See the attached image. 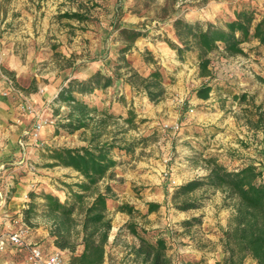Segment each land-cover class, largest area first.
Segmentation results:
<instances>
[{
  "label": "rangeland",
  "instance_id": "1",
  "mask_svg": "<svg viewBox=\"0 0 264 264\" xmlns=\"http://www.w3.org/2000/svg\"><path fill=\"white\" fill-rule=\"evenodd\" d=\"M24 3H27V13L5 12L3 17L0 14V21L11 17V21L19 20L16 22L18 28L20 24L30 26L29 44L14 46L19 57L14 63L21 67V71L16 69V74L10 76L17 88L24 92L30 89L43 98L38 102L39 99L28 94L40 110L48 102L46 87L53 80L60 83L69 76L87 73L80 71L84 63L98 64L106 59L109 63L107 70L112 71L122 46L119 30L111 25L116 9L123 27L140 26L148 32L127 56L141 72L147 74L155 68L162 70L167 89L165 98L154 103L143 91L126 89L122 85L108 95L86 97L103 103L105 108L109 107L108 102L113 103L116 99L124 112L117 115L127 117L130 110L136 113L135 126L128 125L124 119L113 120L104 137H123V143L131 142L136 148L132 157L128 154L121 157L122 165L116 169L114 178L108 179L115 191L110 215L119 212L118 206L123 203L135 206L138 212L130 215L127 222L151 230H165L175 264L188 260H201L204 264L222 261L223 246L217 232L223 229L222 220H228L231 215V209L222 205V192L197 191L196 195L204 206L187 212L176 209L172 194L177 186L207 173L205 160L210 154H219L222 162L227 161L231 169L247 162L264 170V128L257 127L259 114L264 113V82L261 79L264 78V45L257 40L246 42L247 54L239 56L216 50L210 56V78L200 75L195 55H190L187 61H180L168 40L176 41L172 28L176 17L225 25L234 16L235 9L244 4H254L264 14L263 0H24ZM75 11L86 14L89 20L80 22L60 17L64 12ZM32 24L40 25V28L32 29ZM16 31L20 29L11 30ZM2 47L7 49L4 44ZM42 47L47 54L40 57ZM147 56H152L156 62L146 61ZM209 80L218 82V87L212 98L205 102L197 96L196 90ZM42 88L45 93H40ZM242 94L248 96L246 100L238 98ZM50 108L51 113L58 116L57 121L49 126L46 137L40 140L41 145L35 146L30 159L32 167L16 170L14 181L15 184H37L30 191H50L59 193L62 200H72V191L79 189L76 183L82 178L70 168L49 166L53 162L51 149L85 146L91 131L68 133L61 127L67 108L61 107V115H55L58 104L51 102ZM31 122L33 127L35 119ZM176 123L180 124L178 130L172 127ZM17 200L16 196L13 204ZM149 202L161 206L142 217L143 210L146 209L147 213ZM125 214L124 219L128 215ZM201 215L202 223L185 235L186 230H181L180 223ZM35 222L36 227L46 225L49 230V223L43 217H38ZM215 226L218 229L214 232L210 227ZM31 228L36 232L35 227ZM178 245L182 249L195 245L203 250L204 257L198 260L182 257L187 252L177 253ZM2 258L0 255V264L5 260ZM244 264L257 263L248 258Z\"/></svg>",
  "mask_w": 264,
  "mask_h": 264
},
{
  "label": "trees",
  "instance_id": "2",
  "mask_svg": "<svg viewBox=\"0 0 264 264\" xmlns=\"http://www.w3.org/2000/svg\"><path fill=\"white\" fill-rule=\"evenodd\" d=\"M119 16L116 9L111 25L119 30L122 46L112 72L97 70L86 79L71 78L53 99L59 105L55 115L62 114V106L67 108L62 128L71 134L91 131L85 146L51 149L53 162L49 166H63L77 171L82 176V180L76 183L79 189L72 191V200H62L50 191H30L29 201L21 211L30 227L38 226L35 222L38 217L46 219L55 246L71 253L69 264H103L106 261L107 245L113 229L110 206L115 195L108 179L114 178L119 164L114 152L125 158L127 154L132 157L136 149L131 142L123 143L124 138L117 135L104 139L111 121L124 119L128 125L135 126L136 113L130 110L127 117L117 115L109 107L105 108L103 104L93 102V99L87 100L86 97H96L97 90L105 92L119 81L129 84L133 90L143 91L154 103L162 101L167 93L165 77L160 68L146 74L135 68L127 56L136 42L148 32L140 26L123 27ZM60 17L80 22L89 20L80 11L64 12ZM172 28L176 41L169 39L170 47L183 62L190 55H195L203 77H212L210 56L216 50L239 56L247 54L244 48L246 42L257 40L264 45V14L258 11L256 5L249 3L236 8L234 16L225 25L176 17ZM148 55H151L150 51ZM150 59L156 62L152 56L145 58L146 61ZM5 73L13 76L8 70ZM261 79L264 82V78ZM217 87L218 82L209 80L196 90L197 96L208 99ZM247 97L246 94L238 96L241 101ZM257 127L264 128V113L259 114ZM205 161L208 172L177 186L172 194L173 205L182 212L200 210L204 205L197 197V191H221L222 205L231 209V215L221 237L224 259L216 264H244L248 258L257 264H264V170L255 164L231 169L215 155L208 156ZM160 206L159 203L149 202L147 213L141 216L147 217ZM118 211L129 215L138 212L129 203L119 205ZM201 223L202 215L185 219L180 224L186 231H191ZM125 226L140 240L130 251L135 264H173L165 230L139 227L132 221ZM80 247L83 249L79 252ZM198 262L188 260L187 264Z\"/></svg>",
  "mask_w": 264,
  "mask_h": 264
},
{
  "label": "crops",
  "instance_id": "3",
  "mask_svg": "<svg viewBox=\"0 0 264 264\" xmlns=\"http://www.w3.org/2000/svg\"><path fill=\"white\" fill-rule=\"evenodd\" d=\"M14 11H19L20 13H22V15L27 13L28 12L27 3H24V0H0V14L2 17L4 16L3 14H5V12L11 13ZM2 20L0 21V201L3 200L5 201L3 203V206L0 207V223H1V227L4 229H13L15 225L12 224L11 218L6 217L7 216L6 213L10 212V214L16 215L19 212H21L23 208L26 207L27 202L29 201V196H28L29 191L33 189L32 187H37V184H24L22 182L15 184L14 174L16 170L24 168L25 166L32 167L31 164L32 162L30 160L32 157L31 154L35 149V146L39 147L41 145V141L46 137L47 130H49L50 127H47L44 130L41 138L42 140L40 142L34 141L31 135V130H32L31 121L33 117L27 113L21 112L19 109V104L21 103L22 98L15 92H11L8 96L4 95V92L10 89L8 82L6 81V79L3 78V74L5 73V70L9 69V71L13 73V75L16 74L14 72L16 71V69L17 71L18 70L21 71V67H18V64L14 63L17 60H19L18 55L15 53L14 46L25 45V44L28 45L30 41L31 32L28 23L25 24V26L23 24L22 25L20 24L19 25L20 27L18 28L16 22H18L19 20L11 21V17L9 19H5L4 21ZM32 25H33L32 29H34V27L35 28L38 27V29L40 28V25H34V24ZM12 28L20 29V31L19 32L16 31V33L11 32ZM39 38L40 37H38V39ZM3 44L7 46V49L6 47H4L5 49H3L2 47ZM43 49H45V47H42V51L40 52V57H43V55L45 56V54H47L46 50L44 51ZM107 65H109V63L108 60L106 59L102 60V62L98 64L93 63L91 61L84 63L82 66H80V71L82 70L85 72L87 71V73L81 75L69 76L60 83L56 80H53L46 87L47 95L45 97H47V100L52 98L56 94V92L63 85H65L71 78L78 77L80 79H86L97 70H102L104 72L108 71L109 73H111L112 71L107 70ZM105 68L107 71H105ZM121 85L124 86L126 89L127 88L133 89L129 84L123 81H119L115 86L110 87L105 92L103 90L101 91L97 90L98 96L102 97L104 95H108V93L112 92L113 89H115V87L120 88ZM24 93L31 94L34 99L35 98L39 99L38 102H42L43 100V98H40L39 94L28 91H25ZM213 93H215V90L211 93L210 98L208 99L201 98V99L207 102L212 98ZM117 102L118 101L116 99L113 103L108 102L110 110L115 113L124 114V112H122L121 106ZM214 155L218 157L221 162L223 161V158L220 157L219 154H214ZM114 157L119 161V164L116 167V169H118L122 165L120 161L122 155L119 153L115 155L114 152ZM231 160L232 158L229 159V161ZM235 160H237L236 157ZM223 163L228 165L227 161ZM247 164L250 163L244 162L242 164H239V167H243ZM73 171L76 175H79V177L82 178V176L77 171L75 170ZM11 178H13V180H11ZM10 186L11 187L15 186V187L11 189ZM57 195L62 199L59 193ZM16 196L18 200L13 204L14 198ZM111 209L112 207L110 206V211ZM143 212L145 213L146 209L143 210ZM124 215L126 214L120 211L111 214V217L113 218V229L109 238V244L107 245V252H108L107 259L103 264H135L132 260L133 255L130 253V251L134 245L139 244L140 240L137 236L131 233L130 230L125 226V223H127L128 219L130 218V215L128 214L127 218L125 219H124L125 217ZM228 220H224V219L222 220L221 222L223 224L222 231L227 227ZM34 229L36 230V232L32 230L30 238L31 240L40 243L44 248L45 252L49 253L52 251L59 250L55 246L54 240L53 238H51L48 227L46 225L41 227H35ZM182 229L185 228L181 226V230ZM210 229H212L215 232L217 231L218 227L216 226L210 227ZM222 231L219 230L217 232L219 238L222 237ZM190 232L191 231H185V235ZM82 249L83 247H80L79 252L82 251ZM176 249L177 246H175L174 250ZM172 251L173 249H171L169 243V255L171 257H172L171 254ZM176 251L177 253L187 252L185 254H182V257H187L189 259L198 260L199 258L204 257L203 250L195 245L194 247L189 246V247H185L184 249H182L181 246L178 245V249ZM63 252L69 260L71 257V253L66 250ZM0 255H3L2 258L3 260L5 259L3 264H23L25 254L18 250L17 251L8 250L4 253H0ZM179 257H181V255H179ZM222 257H224V253H222ZM17 259H19V261H17ZM253 261L257 263L255 260ZM173 264H175L174 259H173ZM197 264H204V263L200 260Z\"/></svg>",
  "mask_w": 264,
  "mask_h": 264
},
{
  "label": "built area",
  "instance_id": "4",
  "mask_svg": "<svg viewBox=\"0 0 264 264\" xmlns=\"http://www.w3.org/2000/svg\"><path fill=\"white\" fill-rule=\"evenodd\" d=\"M3 78L6 79L10 86V89L5 91L4 95L8 96L11 92L17 93L22 98L19 104L20 111L31 115L35 119L31 135L34 141L39 142L44 130L54 125L57 121L58 116H54L50 108V104L56 94L48 100L45 108L40 110L30 95L15 86L14 80L10 75L4 73ZM40 93H45V89H40ZM172 127L178 130L180 124L176 123ZM4 201H0V207L3 206ZM6 215V217L11 218L15 227L13 229H4L0 223V253L8 250L23 252L25 254L23 264H69V260L62 250L47 253L40 243L31 240L32 228L24 221L21 212L16 215L7 212Z\"/></svg>",
  "mask_w": 264,
  "mask_h": 264
}]
</instances>
